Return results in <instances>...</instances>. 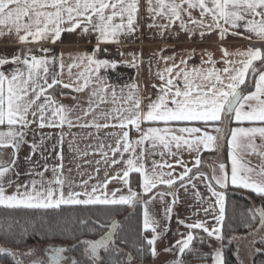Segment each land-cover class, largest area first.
<instances>
[{"label":"snow or ice","instance_id":"1","mask_svg":"<svg viewBox=\"0 0 264 264\" xmlns=\"http://www.w3.org/2000/svg\"><path fill=\"white\" fill-rule=\"evenodd\" d=\"M140 7L141 0H0V38L5 34H14L17 42L23 46L10 57L0 56V148L15 150L11 163L0 162V206L9 209H60L62 205L135 206L143 202V230L151 233L150 238L145 236L143 240L150 254L156 257L159 255L156 245L163 232L157 231L159 221L150 215L149 201H142L140 194L130 187V174L143 175L144 194L151 193L158 185L172 189V204L176 203L175 186L178 181L180 187H185L193 179L203 178L218 205V214L213 215L216 224L209 228L206 221L186 223L179 220V224L188 230L187 234L182 233L181 239L176 240L171 247L164 248V251L177 255L171 264H187L183 257L187 252L196 251L191 247L193 241L199 239L203 244L213 238L220 242V246L200 258L206 259L210 255L212 264H225L222 227L226 197L222 190L232 185L250 190L264 200V165L252 166L245 160L246 154H255L264 159V0H145V10L152 19L148 26L159 29L161 34L178 23L182 30L191 34L199 29L201 37L218 30L220 39H224L229 32L232 35H243L239 30L244 29L249 34L245 39L251 41L255 37L261 43L235 52L222 49L226 65L222 69L215 67L216 61L212 59L211 53L205 63L212 66L206 69L189 68L188 61L183 58L176 63L175 56L160 55L159 59L165 62L166 67L156 74L162 81L156 98L153 100L149 97L148 103H144L138 85L133 84L130 87L136 93L130 91L124 98V105L127 106L114 107L110 112L96 113V109L100 103L107 102L103 93L109 89L113 103L116 102L115 88L105 84L100 75L101 68L115 67V61L81 53L71 57L72 62L66 65L62 54L58 57L49 56L47 53L50 49L41 47L37 55L34 54L36 49L28 47L42 41L56 43L61 40L62 33L80 29L85 34L90 31L97 33L99 51L100 43L118 44L121 35L137 30ZM197 10L198 16L195 14ZM157 18L166 22L160 23ZM230 56L238 59H228ZM168 61H172L171 66H167ZM10 65L12 67H8ZM132 66L135 67V63ZM65 68L68 82L64 81ZM73 69L78 71L74 72ZM93 77L100 87L94 89L91 96L99 95V103L94 105L90 98L87 109L79 106L73 109L57 99V89L61 92L69 88L75 92H84ZM249 78L253 80L251 87L254 90L249 88ZM181 80L182 85L179 83ZM77 110L79 114L74 119L80 123H74L72 116ZM90 115L92 120L87 121L85 118ZM101 119L105 122L100 123ZM225 119L239 125L229 129L230 174L223 162L216 167L209 166L210 173L205 174L199 170L202 149H217L219 141L225 138L222 128L215 126L214 131L220 135H212L206 130L207 126L209 122L222 124ZM191 122H199L200 126H189ZM245 122L248 126H243ZM32 125L40 129H63L65 125L71 129L78 126L94 128L97 133L101 129H117L105 137L113 140L114 144L101 143L98 151L103 163L109 167L118 165L119 169L112 176L106 173L105 179L97 184L89 185V181L84 180L74 186L63 176L61 162L57 166L60 171L52 169L55 176L53 180L45 182L41 172L35 173L40 179H33L27 185L17 187L7 181L9 187H16L14 194H8L6 177L16 165V153L21 144L27 143L25 138ZM132 128L138 133L136 139L130 137ZM64 135L61 132L58 144H63ZM43 142L42 136L40 145H31L33 151L39 149ZM185 151L195 154L192 167H188L181 158ZM154 154L162 158L174 157L182 171L174 174L173 164L167 161H153L149 171L144 160L146 155ZM60 159L63 160L62 153ZM100 162L97 161V164ZM194 168L196 172H193ZM96 171L99 172V169ZM113 180L127 187V194L119 188L109 191L108 184ZM216 186L221 190H217ZM77 187L79 191L75 190ZM20 188L24 190L20 191ZM165 194L159 191L156 193L161 199ZM151 199H155V196ZM204 211H213V206L209 205ZM171 212L169 206L165 210L169 220ZM247 212L251 221L258 218L260 229L264 230V206L248 209ZM81 223L87 224V221ZM95 224L97 227L90 226V230L107 229L99 239L78 240L70 247L50 244L45 250V256L37 257L31 264H122L120 256L125 254L117 245L118 239L123 240V237L118 236L120 222L113 219L110 224L98 221ZM196 230H202L206 237H200ZM76 250L80 251L81 259L67 255ZM144 250L143 247L137 248L138 253ZM255 251L260 252L261 249ZM35 252V249H29L27 253L19 255L34 256ZM19 255L12 249L0 247V256L10 257L14 264H24ZM126 255L128 264H131V253Z\"/></svg>","mask_w":264,"mask_h":264},{"label":"crops","instance_id":"2","mask_svg":"<svg viewBox=\"0 0 264 264\" xmlns=\"http://www.w3.org/2000/svg\"><path fill=\"white\" fill-rule=\"evenodd\" d=\"M145 0H141L140 13L138 18V27L134 33L121 35L120 43L114 42H103L99 44V51H97V33L89 32L88 34L83 33L80 29L75 32H65L62 33L61 40L56 43L40 42L39 44L29 45L37 51L34 54L39 55L38 49L48 48L50 51L47 53L49 56H60L63 55L65 64L72 62L71 57L77 56L81 53H87L89 55L95 54L97 59H107L104 49L110 46H120L122 50V63L116 65L115 67L101 68L100 75L104 78V83L110 85L111 88L116 90V102L113 103V98L111 95V89L108 92L103 93L107 102L100 103L99 108L96 109V113L99 112H110L112 108L124 105V98L127 97L131 91L133 94L136 93L135 89L130 86L135 84L139 87V95L144 98V103H148V98L151 97L153 100L159 94V86L162 81L156 75L158 71H162L166 65L165 62L159 59L160 55L163 56H175L176 63H179L180 59L183 58L188 61L189 68H209L212 65L205 63L209 59L208 54L211 53L212 59L216 61L215 67L218 69L224 68L226 65L224 63V57L222 49H227L229 52H235L237 50H246L248 47L253 45H258L261 42L257 41L255 37L251 41L245 39L249 35L246 30L240 29L239 31L243 35H232L229 32L224 39H220L218 30L206 33L203 37L199 35V29L196 30L195 34H191L187 31L182 30L178 23L172 26L167 31L161 34L160 30L157 28H150L148 25L152 23L151 17L147 14L144 7ZM198 16V10L195 13ZM158 22L164 23L166 21L157 18ZM118 22V21H117ZM23 47L17 42L14 34H5L0 38V56H11L19 48ZM228 59H238V57H228ZM135 63V67L132 64ZM172 61H168L167 66H171ZM8 67H12L11 65ZM58 70V69H57ZM74 72L78 71L73 69ZM248 79L247 83L249 82ZM64 81L68 82L67 69L65 68ZM181 85L183 81L179 82ZM100 87L99 83L95 82V77L93 81L90 82L89 88L84 92H75L73 89H64L62 92L57 89L56 96L57 99L63 103L77 109V106L82 109H87L89 106V99L93 101V104L99 103V95L97 97H92L91 92L94 89ZM123 90V91H122ZM251 90H254L252 88ZM51 91V90H50ZM96 113H93L95 115ZM79 114L78 110L72 113L73 119ZM87 121L92 120V115L85 118ZM100 123L105 121L101 119ZM74 123H80L75 121ZM200 126L199 122H191L189 126ZM145 125H142L144 127ZM162 126V123L161 125ZM219 126L222 128L223 140L219 141V148L214 150H204L201 151V165L199 170L205 174L210 173V167H216L218 163L223 162L227 165V169L230 174L231 169V146H230V132L229 129L239 126L237 122L232 121L229 123L228 119H225L222 124H214V122H209L207 126V131L212 135H220L214 131V127ZM243 126H248L245 122ZM131 127V126H130ZM117 131V129L108 128L101 129L99 133L94 128H81L72 127L68 128L67 125L60 128H50L45 127L43 129L38 128L36 125H32L28 130L26 135L27 143L21 144L19 151L16 153V165L13 170L10 171L6 177V191L8 194H14L16 187H9L7 181H11L13 185H27L33 179H40L35 173H43L45 182L48 180H53L55 178L52 171L53 168L62 162L63 164V176L67 178L68 181L72 182L73 185H79L82 181L88 180L89 185L97 184L105 179V174L112 176L119 169V166H111L103 163L101 155L98 151V145L104 144H114L111 139L105 138L107 133ZM63 132L64 139L63 144H58V138ZM44 138L43 145L33 151L31 145L33 143L40 145L41 138ZM130 137L132 139L138 138V133L132 128L130 131ZM257 143L259 144V138H257ZM146 147H149L146 145ZM15 150L12 148H0V162L5 164L11 163L13 157V152ZM105 151H108L105 148ZM139 151V149H138ZM88 153L83 155V153ZM62 153L63 160L61 161L60 155ZM111 156V152H109ZM194 155L187 151L182 153L181 158L185 161L188 167H192L194 163ZM127 158V154H125ZM245 160L249 161L252 166L264 165V159L255 154H246ZM97 161H101L97 164ZM153 161L157 163H163L167 161L172 163L175 168V173H180L182 168L176 164L174 157H164L162 158L158 154L146 155L144 163L147 169L150 171L152 168ZM45 168L47 170H45ZM99 169V172L96 169ZM168 171L167 168L164 169ZM57 171H60L57 168ZM196 172V169H193ZM133 175H137L140 178V189L137 191L131 185V178ZM91 177V179H89ZM130 187L133 191L138 192L144 201H149L148 211L157 221H159L158 232H163L161 239L157 242V250L159 255L151 258L146 264H171V262L177 258V255L173 253H168L164 251V248L171 247L175 244L176 240L181 239V234H187V229L184 225L179 224V220H184L186 223H192L197 220L206 221L209 228L216 224L213 219L214 214H218V205L215 204V197H212L208 188L206 187L203 178L193 179L191 183H186L185 187L179 186V181L177 186H175V199L176 203L172 204L174 199L172 189H169L166 185H158L157 189H153L151 193L144 194L142 189L143 175L140 173H132L129 177ZM195 185V186H193ZM217 190L219 189L218 186ZM121 189L124 194H127L128 188L123 186L113 180L108 184L109 191L114 189ZM229 188L240 189L229 185L227 189H223L225 192V219L227 215V195L226 191ZM20 188V191H23ZM75 190L79 191L77 187ZM248 192L250 190L242 189ZM67 191V185L65 187ZM166 193L161 199L157 192ZM197 193L199 195H197ZM120 193H118L119 195ZM155 196V199L151 197ZM209 205L213 206V211L205 213L204 209L208 208ZM62 206H94V205H62ZM61 206V207H62ZM102 206H115V205H102ZM171 206L172 212L170 213L171 219H167L165 215V210ZM3 207V206H0ZM143 212L144 204L142 203V227H143ZM225 223V221H224ZM259 227V226H258ZM222 227V234H223ZM200 231L204 236L205 233ZM150 234V231H145ZM256 232V234H254ZM263 232L259 227V233ZM251 234L255 235L252 238L239 237L236 243L235 254L240 262V264H253V258L255 256V249H257L258 244V233L253 231ZM248 237V236H247ZM194 242V241H193ZM211 249H215L220 246V242L215 241L213 238L207 239ZM193 245V244H192ZM185 259V257H183ZM133 262V260H132ZM128 264V261L126 262ZM187 264H212V259L203 261H187Z\"/></svg>","mask_w":264,"mask_h":264},{"label":"trees","instance_id":"3","mask_svg":"<svg viewBox=\"0 0 264 264\" xmlns=\"http://www.w3.org/2000/svg\"><path fill=\"white\" fill-rule=\"evenodd\" d=\"M253 83L250 78L248 85L250 90ZM131 185L137 191L140 189V178L133 175ZM227 195V215L223 228V251L225 264H240L235 254V244L227 238L232 235L247 234L258 225L256 221H251L247 210L254 208L255 202H260L259 207L264 206V200L256 194L242 189L229 188ZM141 196V195H140ZM144 201V197L141 196ZM142 203L135 206L115 205V206H62L60 209H9L0 207V240L7 245L20 248L22 246L34 244H55L57 246L70 247L78 240L99 239L103 231H92L91 227H97L95 222L110 224L115 219L121 224L118 236L123 240H117V245L123 250L125 255L120 256L122 264L127 262V253H131L133 260L139 263L149 262L152 258L147 249L143 237L150 234L142 227ZM87 221V224L81 223ZM200 237L204 236L196 230ZM143 247L142 253L137 252V248ZM192 248L194 253L185 254L186 261H203L211 259L208 255L206 259L200 257L211 253L212 249L207 240L200 243L199 239L194 240ZM72 256L81 259L80 251H71ZM102 255H104L102 253ZM253 264H264V253L255 256Z\"/></svg>","mask_w":264,"mask_h":264},{"label":"rangeland","instance_id":"4","mask_svg":"<svg viewBox=\"0 0 264 264\" xmlns=\"http://www.w3.org/2000/svg\"><path fill=\"white\" fill-rule=\"evenodd\" d=\"M258 204H260V202H257V203L255 202L253 207L258 208L259 207ZM258 226L254 230H251L250 232H248L247 234L236 235V236L232 235L231 237L227 238V240H228V242H231L232 240L234 241L235 250H236V243L235 242L238 240V238L239 237H243V238L244 237L245 238L250 237V238L254 239L256 236L251 234V233L256 230L258 233V236H259L257 248L261 249V251L255 253V256L259 253H264V242H262V237H264V235H263V232L259 233V227L260 226L259 227ZM254 234H256V232ZM48 246H49V244H34V245L22 246L20 248H14V247L7 245L6 243H4L0 240V247L12 249L13 251L17 252L18 255L22 254V253H27L29 251V249H35L36 252H35L34 256L19 255V258L24 261V264H31V261L36 259L37 257H44L45 256V250ZM67 255L72 256V252L67 253ZM255 256H254V258H255ZM0 264H14V261L10 257L5 258V257L0 256ZM125 264H127V263H125ZM131 264H146V262L139 263V262H136L135 260H133V262H131Z\"/></svg>","mask_w":264,"mask_h":264},{"label":"built area","instance_id":"5","mask_svg":"<svg viewBox=\"0 0 264 264\" xmlns=\"http://www.w3.org/2000/svg\"><path fill=\"white\" fill-rule=\"evenodd\" d=\"M105 55L108 60L115 61L116 65L122 63V50L120 46H110L104 49Z\"/></svg>","mask_w":264,"mask_h":264}]
</instances>
